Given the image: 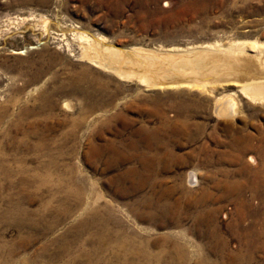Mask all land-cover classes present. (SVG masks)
Instances as JSON below:
<instances>
[{"label": "rangeland", "instance_id": "rangeland-1", "mask_svg": "<svg viewBox=\"0 0 264 264\" xmlns=\"http://www.w3.org/2000/svg\"><path fill=\"white\" fill-rule=\"evenodd\" d=\"M256 41L264 0H0V264H264Z\"/></svg>", "mask_w": 264, "mask_h": 264}, {"label": "bare ground", "instance_id": "bare-ground-1", "mask_svg": "<svg viewBox=\"0 0 264 264\" xmlns=\"http://www.w3.org/2000/svg\"><path fill=\"white\" fill-rule=\"evenodd\" d=\"M262 45L263 44L258 43L256 41L254 46H253L255 48V50H256V53L254 55L250 56V57L249 56H247V57L242 56L243 53L247 54V50L243 46L242 47H235L234 45H230L229 48L227 47V50L230 53L235 54V56L242 62H249V63L251 62L252 63L254 60L257 61L259 63V65L262 67V71L263 72L261 74L264 75V48H263ZM106 50H108L109 53H110L109 57H110L111 61L120 60L122 58L120 56V51L119 50L113 49V48H108V47H106ZM203 53L204 52L199 53L200 59H198V61H197V59L189 60V62L192 65L191 68L197 69V70H203L204 68H208L209 69L211 63L209 62V60H206V62H205L204 61L205 59H202V57L204 56ZM251 57L254 58V59H251ZM94 61L95 62H99L100 64H102L104 66L106 65L102 61H97V60H94ZM202 61H203V63H202ZM114 70H116L121 75L123 74V72L120 71V69L117 68V67H114ZM170 83H172V82H170ZM234 83L238 86V88L241 90V92L246 97L251 99L252 101H264V80L254 79V80H251V81L234 82ZM237 100L238 99L234 96L233 92H232V94H222L220 96V98H218V100H217V102L215 104L216 105L217 114L220 115V116L221 115L222 116L234 115L235 111L237 110V104H238ZM244 150L245 149H243V151ZM103 245H106V244L104 243V244H102V246ZM106 246H104V247L106 248ZM126 253L128 255H133V256L136 255V258L141 256L143 259H145V261L147 263H149V262H151L153 260L158 262L159 260H162V258H163L162 257L163 255L161 256V254L152 255L150 253H143L142 249H139V250L128 249V252L126 251ZM184 255H185V251L183 250V248H181V256L180 257L183 258Z\"/></svg>", "mask_w": 264, "mask_h": 264}]
</instances>
